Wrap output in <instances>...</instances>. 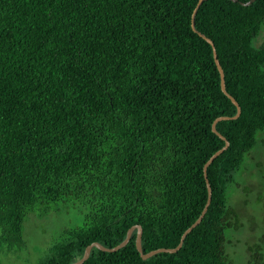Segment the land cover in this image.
Listing matches in <instances>:
<instances>
[{
    "label": "trees",
    "instance_id": "trees-1",
    "mask_svg": "<svg viewBox=\"0 0 264 264\" xmlns=\"http://www.w3.org/2000/svg\"><path fill=\"white\" fill-rule=\"evenodd\" d=\"M0 0V253L23 248L25 222L71 203L38 264H234L227 231L236 173L264 131V0ZM245 264H264V233Z\"/></svg>",
    "mask_w": 264,
    "mask_h": 264
},
{
    "label": "rangeland",
    "instance_id": "rangeland-1",
    "mask_svg": "<svg viewBox=\"0 0 264 264\" xmlns=\"http://www.w3.org/2000/svg\"><path fill=\"white\" fill-rule=\"evenodd\" d=\"M238 186L230 188L229 202L242 214L243 227L227 231V252L234 264H245L250 258V246L259 242L264 233V131L258 134L257 144L236 173ZM60 210L40 216L33 213L25 222V246L0 253V264H38L48 243L64 227L82 223V214L71 203H60Z\"/></svg>",
    "mask_w": 264,
    "mask_h": 264
},
{
    "label": "water",
    "instance_id": "water-1",
    "mask_svg": "<svg viewBox=\"0 0 264 264\" xmlns=\"http://www.w3.org/2000/svg\"><path fill=\"white\" fill-rule=\"evenodd\" d=\"M233 1H237V0H233ZM254 0H249L247 2H243V4L245 5H249L253 2ZM204 2V0H199L194 11H193V15H192V27L195 31H197L202 37H204L205 39H207L212 45H213V50H214V57H215V61H216V64L218 66V69L221 73V86H222V90L232 99V101L237 105V113L234 115V116H220L218 117L214 123H213V131L216 132L219 136H221L223 139L226 140L225 136H223L217 129V122L222 120V119H228V118H238L241 114V106L239 104V102L236 100L235 97H233L228 91H227V88H226V81H225V72H224V69L220 63V60L218 58V54H217V50H216V46L214 44V41L207 37L205 34L201 33L200 31L197 30L196 28V24H195V18H196V14L200 8V6L202 5V3ZM229 146V141L226 140V143L225 145L217 150L209 159L208 161L205 163L204 165V173H205V177H206V181H207V185H208V200H207V203L205 204L200 216L196 219V221L194 223H192V225H190L183 233L182 237H181V240L179 242V244L176 246V247H172V248H167V247H161V248H158V249H154V250H151L149 252H144L143 250V246H142V236H143V227L140 225V224H136V225H133L132 227L129 228L128 232H127V235L125 237V239L117 244L116 246L114 247H107L105 246L104 244L98 242V241H94L92 242L91 244H89L85 251H84V254L83 256L78 259L77 261L71 263V264H83L91 255V252H92V249L94 247H98L99 249L101 250H104V251H117L118 249L126 246L128 244V242L130 241L131 237H132V234L133 232L135 231V229L137 228L138 231H137V237H136V246H137V249L138 251L141 253L142 257L144 259H147V258H150L152 257L153 255L159 253V252H176L178 251L183 243H184V239L185 237L187 236V234L189 232H191L193 230L194 227H196L203 219V217L205 216L207 210H208V207L211 203V200H212V186L209 182V179H208V167L209 165H211V163L225 150L227 149Z\"/></svg>",
    "mask_w": 264,
    "mask_h": 264
}]
</instances>
